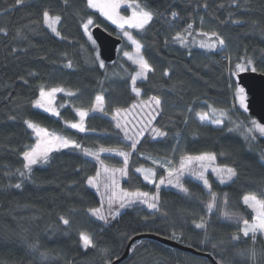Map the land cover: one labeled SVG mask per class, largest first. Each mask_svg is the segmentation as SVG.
<instances>
[{
    "label": "trees",
    "instance_id": "16d2710c",
    "mask_svg": "<svg viewBox=\"0 0 264 264\" xmlns=\"http://www.w3.org/2000/svg\"><path fill=\"white\" fill-rule=\"evenodd\" d=\"M135 1L157 14L145 30L129 32L154 69L136 87L142 98H161L162 111L153 125L154 132L166 135L141 138L130 154L122 186L127 191L158 193V207L149 211L127 207L104 225L89 211L100 203L87 183L97 163L84 150L127 147L111 115L135 100L131 91L135 66L120 57V48L113 61L101 59L90 28L99 25L112 35L117 29L88 7L87 0H27L24 5L0 0V29H5L0 32V264H107L140 234L174 241L192 252L143 237L131 244L118 264H264V238L257 235L253 242L251 234L244 237L240 232L242 221L222 215L227 211L251 220L254 212L243 197H264V136L253 132L246 136L248 113L235 106L232 91L236 64L251 59L249 70L264 74V0ZM44 10L61 17L54 24L61 36L43 25ZM172 12L178 16L172 17ZM89 18L92 23L85 30ZM188 24H192L191 36L183 31ZM176 32L187 37L184 44L174 39ZM201 32H217L225 44L202 48L200 41L209 38ZM69 61L72 67L67 66ZM41 85L46 91L64 89L52 98L58 116L33 103ZM97 95L104 98V112L89 111L83 132L71 128L68 123L77 121V109H90ZM220 111L226 115L220 116ZM199 113L223 123L200 122ZM25 120L75 140L81 148L54 149L48 162L33 165L31 173L21 177L20 153L37 138ZM204 152L216 153L214 163L234 167L238 176L222 184L208 173L210 189L186 178L184 187L190 193L186 194L167 186L157 189L136 171L151 166L149 157L169 164ZM110 159L115 158L103 155L104 161ZM17 183L20 188L14 186ZM210 192L217 194L211 212L206 207ZM61 217L70 223L64 225ZM201 222L205 226L196 227ZM80 233L89 234L96 247H82ZM234 234L240 239L233 240ZM253 248L254 261L239 255Z\"/></svg>",
    "mask_w": 264,
    "mask_h": 264
},
{
    "label": "snow or ice",
    "instance_id": "6c2138e0",
    "mask_svg": "<svg viewBox=\"0 0 264 264\" xmlns=\"http://www.w3.org/2000/svg\"><path fill=\"white\" fill-rule=\"evenodd\" d=\"M126 0H87V6L91 8H98L103 15H105L109 20H111L113 23L118 24L121 28H123L125 25H128L131 28L138 29V30H145L146 26L149 25L150 21L153 20L154 16L157 15L154 11H152L150 8H148L146 5H142L139 3H133L131 5L132 7V13L130 16H122L119 14L118 9L121 6V3H125ZM237 0H232V3H236ZM15 3L17 5H24L27 3V0H15ZM207 7V4L204 5ZM172 17H177L178 13L172 12ZM61 20V17L59 15L55 17H51L48 10H44L42 13V23L43 25H46L48 29L51 30L52 33H54L56 36H61V33L57 30V27L54 26L55 23L59 22ZM39 23V22H38ZM92 23V20L89 18L87 23H85L83 26L85 30H87L88 25ZM233 23H240L239 21H233ZM192 24H188L186 29H184V32H187L188 36H191L192 33ZM5 29H0V32H4ZM201 35L208 37L209 41L201 40L200 41V47L202 48H215L217 44L224 45L225 40L223 37H221L217 32L207 33V32H201ZM19 35V33H18ZM124 35L128 38L129 41L135 46V56L129 55V53H125V56L128 57L129 60H131L135 65L138 66V71L135 72L134 75L131 76L132 84L135 85L138 78H147L148 74L150 72H154V69L152 65L149 63L145 57L140 54L142 45L139 41L133 38V36L125 32ZM212 37H215L216 39H212ZM175 40H177L179 43L184 44L186 42L187 37L182 34V32H176ZM247 64H252V60L248 59ZM68 67H72V62H68ZM100 67H104L103 62H100ZM236 68L240 71L245 70V66L242 64H236ZM255 68H252V71H255ZM164 75H168V71L165 70ZM133 92H136L137 96L140 95L139 90L133 87ZM64 89L62 87H53L49 90H45V87L41 85L39 87V98L36 99L33 103L35 106L44 108L48 112H54L57 116L59 115V112H57L53 107H51L53 94L57 92H62ZM75 93H69V95H74ZM236 96L239 98L240 105L242 107H246V95H245V89L243 87H238L236 89ZM150 101L154 102L155 108L162 111V100L160 97L153 96L150 98ZM89 111H99L104 112V98L103 96L97 95L95 97V102L92 104L90 109L85 108H78L77 112L80 117V121L78 123H71V128L73 129H79V131L83 132L85 131V126L83 124L84 118L89 114ZM122 111H125L121 108L115 109V116H120V113ZM217 110L213 109V112L215 113ZM158 114V113H157ZM199 116V119L201 121H204L208 119V114H197ZM220 116H225L226 112L220 111ZM10 119H15V117H10ZM24 123L27 125L29 129H31L34 134L37 137V141L32 146H25V150L20 153L23 156L24 164L23 169L24 170H18L19 175L21 177H24L26 173H31L32 166L36 165L40 162H48L49 160V154L54 149L59 148H81V145L77 143L75 140H71L67 137L58 135L54 131H49L47 128L41 127L38 123L32 121V120H25ZM212 123L215 124H222L223 120L221 119H214ZM252 127L246 129V136L247 133H252L254 130L258 131L262 136H264V124H260L257 121L253 120L251 121ZM122 126L119 122L116 123V128L120 129ZM229 131H232V129H229ZM156 133L158 136H165L166 133L163 131L156 130ZM125 136L127 139L132 140V149H135L137 144L140 142L138 139H135L133 136L128 135V132L125 131ZM252 139H255L253 136ZM100 152H112L116 151L112 148H100ZM85 154L88 156H93L95 159L103 165V161L100 160L99 155L96 152H92L90 150L85 149ZM118 155L122 156L124 158V165L125 167L120 169H109L108 167H104L103 171L104 173L108 174V182L104 184V188L106 190H111L112 188L118 187L116 180H115V172H120L122 175L127 176V165L129 160V153L120 151L118 152ZM222 155V154H221ZM217 158L216 153L213 152H204L196 156L192 155H185L181 157V166L180 169L175 168H169V176L171 177L173 174H175V187L180 189L182 192L186 194H190L189 190L184 187V185L180 181V177L183 175V169L185 167V162L192 163L193 161L201 162L200 163V171L193 172L192 174L197 177V179L203 181V184L210 189V184L205 176V171L208 168V164L203 163L204 161L213 162ZM137 172L142 171V169H136ZM213 172L216 173V175L219 177L220 183H225L226 181H232L233 178L238 176V172L234 167L230 166H220L215 167L212 169ZM101 175V173L98 171L96 173L95 177H88L87 183L92 186H97L98 183V177ZM154 175V173H152ZM145 180L150 179V175L148 173H145L144 175ZM165 180L163 178L160 179L159 184L156 185L157 189H159L160 184H164ZM168 184H173L172 179H168ZM16 188H20L21 184L17 183L14 185ZM99 187H97V191H99ZM210 200L207 203L206 207L211 212L213 208L215 207V202L217 201V194L215 192H210ZM137 202L146 204L148 208L156 209L158 207V193L157 194H149L147 192H140L137 191H127V190H121V194L117 197L115 193L112 195H108L107 197V204H108V214L104 215L101 213L100 208H94L90 209L89 211L93 213V215L97 216L100 220H104L105 222L108 221L109 216L112 218H115L119 216L120 209H123L125 207H132ZM226 203V196L225 201ZM243 202L246 204L250 209H252L255 213L253 216V219L251 222H249L248 219H244L243 217L236 216L233 213H229L227 211L223 212L222 215L228 219H236L238 223L242 221V227L240 228V232L243 234L244 237H248L251 233V239L253 242L257 239V233H260L261 235H264V197H259L256 194H248L243 197ZM114 204H118V207L113 208ZM61 220L64 225H68L70 221L68 219H64L61 217ZM205 224L203 222L196 225L198 228L204 227ZM80 239L83 243V246L85 249H87L89 246L95 248L96 245L92 239V237L89 234L86 233H80ZM233 240L240 239L239 234H234L232 236ZM32 248H36V244L30 245ZM135 247V245H133ZM216 245H213V248H215ZM239 255L241 257H244L245 255L248 256L251 260H255L256 258V251L255 249H251L247 251V253L242 250ZM41 256H46V253H41ZM107 264H111L110 261L107 262ZM222 264V262H221Z\"/></svg>",
    "mask_w": 264,
    "mask_h": 264
},
{
    "label": "rangeland",
    "instance_id": "374dc122",
    "mask_svg": "<svg viewBox=\"0 0 264 264\" xmlns=\"http://www.w3.org/2000/svg\"><path fill=\"white\" fill-rule=\"evenodd\" d=\"M133 3H137V2L135 0H126L125 3H121L120 8L118 9L119 14L122 15V16H130L131 13H132L131 5ZM94 9L98 10L102 14V12L98 8H94ZM103 16L110 23H112L113 25L116 26V29H117L116 30V34L118 36H120L123 39V41H124L123 45L118 47V49L120 48V57L125 59V60H127L132 65H134L135 66V72L138 71V66L135 65L131 60H129L127 56H125V53H129V55L135 56V46L124 35L125 32L130 33L129 31H130L131 27H129L128 25H125L123 28H121L118 24L113 23L111 20H109L105 15H103ZM126 46L130 47V49L129 50H125L124 48H126ZM239 64L244 65L245 66V70H249L250 69V67H249L250 65L247 64V61L246 62H240ZM135 72L133 73V75L135 74ZM239 72H241V71L236 68L235 71L232 74V76L234 78V86H233V90H232L233 91V102H234L235 106L238 109L246 112V114H247L246 107H242L240 105L239 98L236 96V89L238 87H241L240 85L237 84V79H236V74L239 73ZM143 79L144 78H138L136 83L141 81V80H143ZM133 87H135L136 89L139 90V93H140L139 96H137L136 92H133V90H132ZM131 91H132V93L135 96L134 102L129 107L124 108L123 110H125V111H122L120 113L119 117H116L114 119L115 111L111 115V120H112L114 128H116V123L117 122H119L121 124L122 127L120 129H118V128H116V129H118L121 132L123 140H124V142H125L127 147L112 148V149L116 150V151H112V152H100V151L96 152L99 155L100 160L103 161V165H101L95 159V157L88 156L84 152V154L87 157L91 158L92 160H94L97 163V171H96V173L98 171L101 173V175L97 178L98 179L97 186L94 187V186L89 185V184H88V186L90 188H92L95 191V193L98 195L100 203H99V206L97 208H100L101 209V213L104 214V215L108 214V204H107L108 195H112L113 193H115V195L118 197L121 194V190H126L122 186V181L126 178V176L122 175L118 171L115 172V180H116V183H117L118 187L112 188L111 190H106L104 188V184L106 182H108V179H107L108 174L104 173V171H103V168L105 166L108 167L109 169H120V168L125 167L124 158L122 156L118 155V152H120V151L128 152L129 153V157H130V154L134 150L131 147L133 141L127 139V137L124 134L125 131L128 132V135L133 136L135 139H138L139 141L141 140V138L145 134H151L153 138H156V136H157V133L154 132L155 129H154L153 123H154V121H155V119H156V117L158 115L157 113H159V109H156L155 105H154V102L150 101V98L153 97V96L142 98L140 89L138 87H136V84L133 85L132 81H131ZM245 95H246V93H245ZM246 99H247V95H246ZM91 112L92 113H98V114H102L103 113V112H99V111H91ZM77 114H78V112H77ZM199 114H204V113H199ZM247 116H248L247 117L248 126L252 127L251 121H253V120L257 121V120H256V118H254L251 115L247 114ZM197 118H198V120L200 122L208 123V124H211L213 126H220L221 125V124L218 125V124L212 123V121L214 119H212L209 115H208V119H206L204 121H201L199 119L198 115H197ZM78 122H81L79 115H78L77 121L70 122V123H68V125L71 127V123H78ZM84 122H85V118L83 120V124H84ZM253 133L261 135L258 131H255V130L253 131ZM36 141H37V138H36ZM103 155H110L111 157H113L115 159H110L111 161L110 160L104 161L103 160ZM149 159H150V162H151V166L137 168V169H142V171H140L138 173L142 176L143 180L146 181V182H149L151 185L156 186L157 184H159L160 179L163 178L165 180V183L164 184H160L159 187L167 186V187H169L171 189H174V190H176L178 192H182L180 189L175 187V174H173L171 177L169 176V168H175V169H178V170L180 169L181 157H179L177 160H172L169 164L167 163V161H165L163 159H160V158H151V157H149ZM200 163L201 162H197V161H193L190 164L185 162V167L183 169V175L180 177V181H181V183L183 185H184L183 182H184V180L186 178H191V179L201 183L202 185H204L203 181L197 179V177L192 174L193 172L200 171ZM203 163L208 164V168L205 171V176H207V174L209 173V174L214 175L215 178L217 180H219V177L216 175V173L212 171L213 168L219 167V166L216 165L214 163V161L213 162L204 161ZM96 173L92 177H95ZM145 173H148L150 175V179L149 180H145L144 179ZM152 173H154V175H152ZM168 179H172L173 180V184H168L167 183ZM97 187H99V189H100L99 191H97ZM140 192H142V191H140ZM147 193H149L150 195L151 194H156V193H150V192H147ZM133 206H135V208H139V207L143 208L146 211L153 210L151 208H148V206L146 204H143V203H140V202H137ZM116 207H118V204H114L113 205V208H116ZM125 208H127V207H125ZM125 208L120 209V212L122 210H124ZM90 214L95 219H97L98 221H100L104 225L105 224H109L111 222V220L113 219L111 216H109L108 221L105 222L104 220H100L97 216L93 215L92 212H90ZM254 215H255V213H254ZM252 219H253V217H252ZM252 219L249 220V222H251ZM257 235H260V236H262L264 238V235H261L260 233H257ZM81 245H82V247H84L82 241H81Z\"/></svg>",
    "mask_w": 264,
    "mask_h": 264
},
{
    "label": "water",
    "instance_id": "95a60500",
    "mask_svg": "<svg viewBox=\"0 0 264 264\" xmlns=\"http://www.w3.org/2000/svg\"><path fill=\"white\" fill-rule=\"evenodd\" d=\"M90 33L98 46L101 59L105 62L113 61L117 56V48L122 41L121 38L117 35L108 33L99 25L92 26L90 28ZM236 79L237 84L245 89V93L247 95V113L255 117L259 123L264 124V74L252 70L241 71L236 74ZM143 237H151L167 245L191 251L190 248L183 247L174 241L150 234H140L133 236L129 240L123 254L119 258L113 260L111 264H118L120 261L126 258L131 244Z\"/></svg>",
    "mask_w": 264,
    "mask_h": 264
},
{
    "label": "bare ground",
    "instance_id": "6f19581e",
    "mask_svg": "<svg viewBox=\"0 0 264 264\" xmlns=\"http://www.w3.org/2000/svg\"><path fill=\"white\" fill-rule=\"evenodd\" d=\"M117 36H118V35H117ZM119 37H120V36H119ZM120 38H121V37H120ZM121 40H122V38H121ZM121 44H122V41H121V43H120L119 46H121ZM119 46H118V47H119ZM117 51H118V48H117ZM248 115H249V114H248ZM254 118H255V117H254ZM256 120H257V119H256Z\"/></svg>",
    "mask_w": 264,
    "mask_h": 264
}]
</instances>
